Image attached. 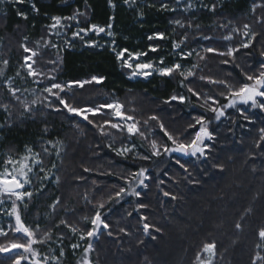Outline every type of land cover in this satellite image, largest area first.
Instances as JSON below:
<instances>
[{"label": "trees", "instance_id": "obj_1", "mask_svg": "<svg viewBox=\"0 0 264 264\" xmlns=\"http://www.w3.org/2000/svg\"><path fill=\"white\" fill-rule=\"evenodd\" d=\"M33 4L38 12L33 10ZM111 4L114 7L110 6L109 0H24L15 5L9 2L0 10V70L4 73V82H0V105H8L7 112L0 107V125H4L0 130V158L3 160L5 155L19 158L25 152V146L40 152L41 138L59 141L58 147H62L59 157L55 155V149H51V156L44 157L45 169H51L49 173L54 176L43 193L35 196L32 205L24 209L22 218L26 219L25 224L35 228L39 223L46 234L48 252L59 256L63 248L64 257L59 258L60 264H77L80 251L86 249L90 242L88 238L80 239L83 231L91 227L90 222L85 223L83 218L93 217L97 210L94 205L103 202L105 207L100 211L109 228L97 239L91 240L94 250L89 252V259L92 264H196L198 253L206 255L202 252V245L213 240L217 242L214 264H252L256 252L264 254V245L256 247L257 232L264 227V150L256 147L260 129L264 128V109L251 105L238 106L225 109V116L219 121L213 119L208 125L213 140L207 143L211 145V150H206V160L190 156L184 159L177 153L168 158L161 148L162 155L145 161L134 158L141 153L150 155L149 146L139 138L135 142L143 144V147L127 154V158L119 157L107 147L113 141L119 147L121 140H126L115 130H111L114 136L100 135L97 128L79 117L66 111L45 109L41 104H37L30 115L24 114L21 104L11 102L13 100L5 83L12 78L14 86L21 89L23 82H29L26 69L22 67L26 55L22 45H26L37 51L33 68L40 72H47L53 67L47 61L59 59V70L55 75L60 82L90 80L92 76L105 77L99 84H86L82 89L73 87L67 97L73 106L94 107L118 99L126 109H134L130 114L135 115L141 124L149 116L156 115L169 132L181 134L183 139L185 129L194 122L195 117L204 115L210 119L214 115L200 107L203 100L198 102L188 93L187 81L181 87V77L178 75L174 78L153 76L149 79H128L129 72L116 59L113 50L85 47L84 42L71 39V29L65 36L71 41V46L65 45L63 40L60 47L54 49L47 46L43 49V45L55 41L47 27L53 23L51 17H69L79 11L85 15L77 17L79 24L77 20H74L75 24L68 23L71 27L88 28L91 24L107 27L112 23L117 51L126 47L132 51L148 52L144 60L157 66L161 57L165 64L179 60L173 54L172 43L179 42L187 33V46L181 47L185 50L196 48L201 56H205L204 60H199L194 55L189 61L182 62L188 67L191 63L199 64L195 70L196 76L189 78L193 81L190 86L202 94L217 97L222 105L227 101L218 94H227L228 89L200 80L199 77L203 75L214 80H227L238 88L242 82L248 83L244 72L258 74L261 71L260 65L264 63V56H261L264 51V24L258 21L264 18V7L257 6L253 11V5H264V0H203L202 6L187 12L180 9L173 11L176 9L173 0H129L127 4L124 0H111ZM18 11L26 13L27 19L18 16ZM177 20L185 26L177 25ZM245 24L249 25V36L252 33H257V36L252 46L235 53L234 59L202 51L209 46L221 51L229 46L239 47L241 40L249 38L242 35ZM233 29L237 31L233 32ZM156 33H163L164 39L157 38ZM228 34L233 36L232 41L222 39ZM149 36L153 39L150 40ZM201 36L213 39H200ZM149 45L159 50L150 52ZM222 59H230L232 63L222 64ZM4 60L8 61L7 65L3 64ZM45 83L48 81L45 80ZM42 87L43 84L38 85L35 92L39 94ZM178 94L188 99L184 103H166L171 96ZM257 100L260 102V98ZM89 118L95 124H102L110 117L90 115ZM149 123L156 126L155 121ZM45 127L47 133L43 131ZM150 138L156 139L158 144L166 140L161 133ZM177 158L190 173L187 179L176 163ZM53 162L55 169H52ZM213 164L222 165L223 170L213 168ZM140 167L148 168L151 173L150 179L145 181L149 187L142 189V196L139 199L130 196L124 201L109 202V195L124 186V180L120 177ZM85 168L93 171L84 172ZM105 172L113 174H100ZM55 176L60 178L59 184L55 182ZM160 180L164 183L160 184ZM93 181L96 183L93 184ZM160 189L176 195L177 199L165 198ZM85 193L92 203L84 200ZM57 197L61 204L54 212L50 205ZM138 202L148 207L140 209L138 213ZM249 208L251 214L243 230L236 231L234 223ZM65 209L70 211L66 212ZM139 214L147 215V222L161 227L163 235L155 241L146 238L142 225L138 223ZM61 219L80 231L73 233L69 227L60 224ZM9 223L14 225L8 222L4 224L5 229ZM10 225L8 235L0 237V245L24 242L19 234L11 230ZM121 228L125 232H121ZM108 232L113 235L109 236ZM40 233L39 230L36 234ZM61 235L62 241L59 239ZM141 240L144 242L140 243ZM81 243L85 244V248H72V245ZM0 264H13V261L7 259V255L0 254Z\"/></svg>", "mask_w": 264, "mask_h": 264}, {"label": "snow or ice", "instance_id": "obj_2", "mask_svg": "<svg viewBox=\"0 0 264 264\" xmlns=\"http://www.w3.org/2000/svg\"><path fill=\"white\" fill-rule=\"evenodd\" d=\"M0 2L7 4L11 2L13 5L17 3H23L24 0H0ZM127 4L129 0H124ZM179 2V0H177ZM110 6L114 7L111 4V0H109ZM257 6L264 7V5H253V11ZM166 7V6H165ZM34 11H39L36 9L35 4L32 5ZM212 10H215V6H213ZM175 11V9H173ZM18 16L27 19V14L24 12H17ZM85 15V13L77 11L72 16L69 17H60L53 16L51 20L52 24L48 25L49 29H55V35H60V28L71 27V25H64L61 23L62 19L64 20H77L78 16ZM114 19V18H110ZM177 25L180 27H184L185 25L181 23V21H175ZM258 23L264 24V18L258 21ZM77 24L79 21L77 20ZM113 24L109 23L107 27L99 26L96 24H91L88 28H78L76 31L72 33V39L79 38L84 42L85 46L88 47H100L101 45L96 40H85V37L89 34V32L95 33L97 37L100 34H105L107 37L112 38L107 43L112 47L113 52L116 55V59L121 63L122 67L128 69L130 71V75L127 77L128 79H133L136 77H141L143 79H148L153 74L159 75L161 77H169L174 78L175 76L181 77L179 84L181 87L185 86V81L188 82L187 91L191 94L192 97H195L199 102L203 100V103L200 104V107L205 108L206 111L213 113V117L210 119H206L204 115H200L194 118V122L189 123L185 132L183 134V139L181 138V134H172L167 130L163 122L159 120V117L156 115L149 116L148 119L143 120L142 124L139 119L136 118L135 115L130 114L134 109H126L124 104H122L118 99H114L111 102L101 103L94 107L80 108L73 106V103L70 102L67 97L69 93H71L73 87L83 88L86 84H91L95 82L96 84L101 83L105 77L103 76H92L90 80H75V81H67L60 82L57 79L55 73L59 70V59L49 60L48 64L53 65L47 72H40L37 69L33 68V64H35V60L33 59L38 55L37 51H34L28 48L26 45H22L24 52L26 55L24 56V63L22 65L23 68L26 69L27 75L29 77H33V82L40 85L43 84L42 89H40V93L37 94L35 91L32 92L36 98L29 101L26 97L22 99L21 89L16 88L13 85L11 78H9L6 83L8 85V93L13 101L21 104L24 109V114L30 115L32 112L36 110V105L41 104L45 109H50L54 112H62L66 111L68 114H72L76 117H80L82 121H86L89 125H92L94 128L99 130L100 135L103 136H114L115 133H119L122 137H126V140L122 139L120 146H115V142H111L107 144V147L111 149L116 156L127 158V154L132 153L138 147H143V144L138 145L135 141L136 138H139L141 141L145 142L149 148V154L141 153L137 157L145 161L151 160L152 157H159L162 155L161 148L163 149V153L171 156L172 154L179 153L183 156H192V157H203L205 160L207 159L208 152L207 150H211V145L206 144L205 141L213 140V134L209 131L208 125L212 122V120L219 121L222 117L225 116V109L235 108L238 104L248 105L251 103V107L256 108L259 107L264 109V63L260 65L261 71L258 74H249L244 72V78L248 83L241 84L240 87L235 88L228 83L227 80H214L210 77L200 76V80H207L210 84L215 85H223L228 89V93L220 92L218 95L224 97L227 101L225 104H220V101L217 97L208 95L206 93L202 94L201 92L195 90L190 85L193 82L189 78L196 76V69L199 68L198 63H191V66L188 67L183 61H189L191 57L194 55L199 58V60H204L205 56L200 55V51L196 48H189L185 50L181 47V45L187 46L188 42V34L182 37L179 42L174 41L172 43L173 54L179 57V60L171 63L165 64L164 59L161 57L159 59V66L151 61L141 62L142 57H147L148 52L141 51H132L126 47L120 48L118 51L116 50V41L114 39V32L112 31ZM191 27V24H189ZM199 27V26H197ZM224 27V25H221ZM236 32V29L232 30ZM51 34V33H50ZM83 34V35H82ZM244 37H249L246 41L241 40L239 47H227L225 51H221L215 47H204L202 51L204 53H212L219 57H228L234 59V54L239 52L241 49H248L252 46L253 41L255 40L257 33H252L249 36V25H244V31L242 33ZM155 36L159 39H164L163 33H156ZM200 39L210 40L213 37L209 36H201ZM149 39H153L152 36H149ZM225 41H232L233 36L231 34L225 35L222 37ZM65 45L71 46V41L66 40ZM51 48H57L58 45L55 43H51ZM159 49L156 46L149 45L150 52H157ZM30 53V55H27ZM261 56H264V51L261 52ZM31 61V63H29ZM222 64L232 63L230 59H222L220 61ZM4 65L8 64L7 60L3 61ZM235 67H239V65H234ZM243 71V70H242ZM0 76H3V71L0 70ZM43 77V79H41ZM45 80L48 83H45ZM27 91V90H24ZM46 93V95H44ZM257 98H260V102H258ZM188 99L183 94L173 95L169 98L166 103H171L172 101H179L180 103H184ZM211 101V103H209ZM218 105V107L216 106ZM5 112L8 111V105L2 104L0 105ZM241 114L243 115V111L241 110ZM89 115L96 117L100 116H108L109 119H105L102 124H95L93 119L89 118ZM10 118V114H9ZM247 119V117H244ZM150 121H155L156 126L153 127L150 125ZM4 125H0L3 127ZM11 126V125H8ZM107 129V130H106ZM111 130H115L113 133ZM47 133V127L43 130ZM157 133L162 134V138H166L163 143L157 142L156 139H151L150 137H154ZM261 135L258 138L256 143V147L264 150V128L260 129ZM189 137H191L189 139ZM170 142V145L169 143ZM59 141L52 140H44L41 138L40 146L41 151L35 152L32 147L25 146V154L20 156L19 158L13 157L11 155H5L3 160H0V207H2L6 201L11 200V210L6 211L5 214L9 217H14L15 224L10 225L11 230L14 233L20 234V240L24 242H11L7 245H0V254H7V259L12 260L13 264H22V261H28V264H60V257L64 255V250L61 247L59 256L52 255L51 253L46 256H41L40 253L36 252L33 248V245L38 242H44L43 240L36 239V233L40 230L39 223H37L36 227L33 228L29 225H26L24 220L22 219L20 207L23 206L25 210H27L28 204L32 201V198L35 195H39L43 193L46 184L44 181L51 179L49 176V172L51 169L46 170L44 167V157L51 156V149H55V155L57 157L60 156L62 151V147H58ZM176 163L179 165L181 169H183L185 173V179L188 178L190 173L188 169L185 167L184 163H181L180 159H176ZM56 168V164L52 163V169ZM213 168H219L221 171L223 170L222 165L213 164ZM37 169L38 171H34ZM92 169L85 168L84 172H91ZM40 173L44 175L41 177ZM102 175H112L111 172L100 173ZM167 175V173H165ZM36 176L40 181L41 186L34 191L28 190L30 187H34L32 177ZM151 177V173L148 168L140 167L135 172H130L127 176L120 177L124 180V186L119 188V191L114 194H110L108 201L116 200L119 202L124 199L126 196H133L136 198H140L142 196V189H147L149 185L145 183V181L149 180ZM77 179L83 180L84 177H78ZM60 178L55 176V182L59 184ZM189 183H193L192 180H188ZM96 182L93 181V184ZM160 184H163L164 181L160 180ZM141 189V190H138ZM163 196L165 198H170L175 201L177 196L170 193L169 191H165L160 189ZM14 198V199H13ZM84 200L87 203H92L89 199L88 194L85 193ZM61 201L60 198L57 197L56 200L50 205L52 210L55 212L60 206ZM97 209L95 211V215L91 218L84 217L83 220L85 223L91 224V227L84 230L80 235V239L84 240L88 238L90 242L88 243L87 248L84 250L85 256L80 261V264H92L91 260L88 258L87 254L90 251H93V244L91 240L97 239L99 235L109 228V224L105 222L103 217V213L100 209L105 207L103 202L99 203L98 206L94 205ZM148 205L138 202L136 205V211L139 213L140 209H146ZM65 211H70L69 209H65ZM251 214V209H246L244 214H241L239 219L234 223V229L236 231H242L244 223L247 220L248 215ZM129 216L132 213H128ZM148 221V216L144 214L138 215V223L142 225V231L146 238H150L155 241L160 236L163 235V229L154 224H150ZM60 224L69 227L73 233L80 231L77 227L68 225L67 221L64 219L60 220ZM59 227V225H56ZM121 232H125V229L121 228ZM109 236H112V232L107 233ZM126 235L130 233H125ZM8 235L7 232L0 228V236L6 237ZM258 243L256 244L257 248H260L264 245V227H261L258 232ZM50 239V236H49ZM59 239L62 241L63 236L61 235ZM144 241L141 240L140 243ZM72 248L75 250L79 248V244L72 245ZM15 250V251H14ZM20 250H23L21 252ZM54 251V250H53ZM202 252L206 255L201 256V254H197L196 264H214V259L217 255V242L215 240L211 242H205L202 245ZM23 253H27L28 255H24ZM29 257H32L29 260ZM252 264H264V254L261 252L255 253V258L252 260Z\"/></svg>", "mask_w": 264, "mask_h": 264}, {"label": "rangeland", "instance_id": "obj_3", "mask_svg": "<svg viewBox=\"0 0 264 264\" xmlns=\"http://www.w3.org/2000/svg\"><path fill=\"white\" fill-rule=\"evenodd\" d=\"M165 1H171V0H165ZM173 1H175L176 2V9L175 10H177V9H180V10H182L183 12H187L188 10H191V9H196V8H199L200 6H202L203 5V0H179V2H177V0H173ZM4 3H2V2H0V10H2L3 9V7H4ZM74 23L75 21L74 20H71V21H66V20H62L61 21V23L62 24H64V25H70V24H68V23ZM75 24V23H74ZM78 28H80L79 26H76V28L75 27H66V28H60L59 29V31H60V35L59 36H57V35H55L54 33H55V29H50V35L51 36H53V39L55 40V41H53L55 44H57L58 45V47H60L61 46V44L63 45V40H64V42L66 41V40H68L65 36H67L69 33H68V31H69V29H71L72 30V33L74 32V31H76ZM83 35V34H82ZM71 39H72V35H71ZM97 40L98 41V43L101 45L100 47H89V48H109L110 50H112V47L105 41V40H110V39H112V38H109V37H107L105 34H100V36L99 37H97L96 35H95V33H92V32H89V34L85 37V40ZM77 40H80L79 38H77ZM70 41V40H69ZM81 41V40H80ZM59 42V43H58ZM81 42H83V41H81ZM47 45L48 44H51L50 42H48V43H46ZM46 44L45 45H43L42 46V48L44 49V48H46L47 46H46ZM84 44V43H83ZM84 46H85V44H84ZM85 47H88V46H85ZM34 59V58H33ZM145 60H144V57H142L141 58V62H144ZM29 63H31V61H29ZM34 65V64H33ZM128 72H129V75H130V71L128 70V69H126ZM3 71V70H2ZM27 72V71H26ZM4 74V73H3ZM26 76H28L27 75V73H26ZM153 76H159V75H156V74H153L152 76H150V77H153ZM4 75L3 76H0V82H4ZM149 77V78H150ZM148 78V79H149ZM139 79H143V78H141V77H136V78H133V79H131V80H139ZM8 80V79H7ZM6 80V81H7ZM11 80H12V78H11ZM33 80H34V78L33 77H29V82L27 81V82H23L22 84H21V93H18V95H21V97H22V99L24 98V97H26L29 101H31L32 99H35V96L34 95H32V92L33 91H36V89H38L37 88V86H38V84H36V83H34L33 82ZM21 80H19V82H20ZM22 82V81H21ZM25 83V84H24ZM14 85V84H13ZM5 86H6V88H8V85H7V83H5ZM40 86V85H39ZM40 89V88H39ZM24 90H27V91H24ZM11 102H15V101H11ZM248 105H251V103H249ZM248 105H243V104H238L236 107H238V106H248ZM72 115V114H71ZM72 116H74V115H72ZM90 116V115H89ZM80 118V117H79ZM81 119V118H80ZM0 130H1V127H0ZM205 143L207 144L208 143V141L206 140L205 141ZM34 150V149H33ZM207 150V149H206ZM35 152H37L36 150H34ZM1 153V152H0ZM25 154V152L24 153H22L20 156H22V155H24ZM173 155V154H172ZM190 157H192V156H190ZM168 158H169V155H168ZM192 158H197V157H192ZM197 159H203V157H200V158H197ZM0 160H2L1 158H0ZM34 171H38L37 169H34ZM44 174L43 173H40V176L42 177ZM49 176L50 177H52L51 179H49V180H46V181H44V184H46V187H47V184H49L50 182H52V179H53V176H54V174L53 173H49ZM32 181H33V185H34V187H30V188H28V190H30V191H34V193H35V190L36 189H38L40 186H41V184H40V181L37 179V177L36 176H33L32 177ZM45 187V188H46ZM44 188V189H45ZM35 196H38V195H35L34 194V196H33V198L35 197ZM130 196H126L124 199H122V200H120V201H124V200H126V199H128ZM33 198H32V201L28 204V207L27 208H29L30 207V205H32V202H33ZM14 199V198H13ZM11 210V200H8V201H6V203L2 206V207H0V228H3V230L5 231V232H8V226L11 224V223H9L8 225H7V227H6V229L4 228V224H6V223H8V222H12V224H15V219H14V217H9L8 215H6L5 214V212L6 211H10ZM20 210H21V215H22V217L24 216L23 215V212H24V207L23 206H21L20 207ZM23 219V218H22ZM24 220V219H23ZM26 220V219H25ZM25 220H24V222H25ZM40 234H36V239L39 241V240H43L44 242H38V243H35L34 245H33V248L36 250V252H38V253H40L41 254V256H46V255H49L50 254V252H48V250H47V243L45 242V237H46V234L44 233V231H42L41 229H40ZM16 234H18V233H16ZM20 235V234H19ZM1 237V236H0ZM82 242H84V241H82ZM44 246H46V248L44 249V251L42 250V248L44 247ZM49 246V245H48ZM82 247H84L85 248V244L84 243H81V245H79V248H77L78 250H81L82 249ZM85 250V249H84ZM84 250L83 251H80L81 252V254H80V259H79V261H77V264H80V261L84 258V256H85V252H84ZM15 251V250H14ZM21 252H23V250H20ZM24 255H28L27 253H23ZM52 255H54L53 253H51ZM5 255H7V254H5ZM87 256H88V258H89V253L87 254ZM62 257H64V255L62 256ZM32 259V257H29V260H31ZM22 264H28V261H22ZM52 264H54V262H52Z\"/></svg>", "mask_w": 264, "mask_h": 264}, {"label": "water", "instance_id": "obj_4", "mask_svg": "<svg viewBox=\"0 0 264 264\" xmlns=\"http://www.w3.org/2000/svg\"><path fill=\"white\" fill-rule=\"evenodd\" d=\"M177 155L180 156L181 158H184V159L189 158V156H183V155H181V154H179V153H177Z\"/></svg>", "mask_w": 264, "mask_h": 264}, {"label": "bare ground", "instance_id": "obj_5", "mask_svg": "<svg viewBox=\"0 0 264 264\" xmlns=\"http://www.w3.org/2000/svg\"><path fill=\"white\" fill-rule=\"evenodd\" d=\"M250 103V102H249ZM244 105V104H243Z\"/></svg>", "mask_w": 264, "mask_h": 264}]
</instances>
